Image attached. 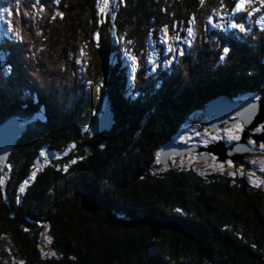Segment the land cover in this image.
<instances>
[{"label": "trees", "instance_id": "trees-1", "mask_svg": "<svg viewBox=\"0 0 264 264\" xmlns=\"http://www.w3.org/2000/svg\"><path fill=\"white\" fill-rule=\"evenodd\" d=\"M261 1L256 9L255 0H245L234 12L238 0H116L101 14L99 0H45L44 22L33 29L25 5L20 10L11 0L13 72L0 75V122L17 116L27 131L0 165V264L9 263L6 251L25 264H264V185L252 187L248 172L259 178L247 161L262 144L251 145L253 157L243 164L220 161L223 170L204 167L207 161L197 166L201 154L192 151L156 163L169 141L205 147L198 132L209 131L204 111L212 100L264 92ZM214 13L225 23L208 28ZM161 26L177 49L174 63L160 73V89L141 67L140 96L125 101L117 38L127 36L141 57L147 36ZM78 59L91 81L85 90L77 85ZM104 105L114 127L94 137L84 129ZM185 126L196 132L182 142ZM44 149L69 154L49 162ZM36 161L49 165L38 170ZM83 195L95 201L89 211ZM44 233L50 259L41 250Z\"/></svg>", "mask_w": 264, "mask_h": 264}, {"label": "water", "instance_id": "water-1", "mask_svg": "<svg viewBox=\"0 0 264 264\" xmlns=\"http://www.w3.org/2000/svg\"><path fill=\"white\" fill-rule=\"evenodd\" d=\"M221 100V98L217 99ZM219 101H213L208 104L206 109L207 116L210 117L208 126L211 132H214L218 129L219 124L224 122H229L230 116H238L236 122L241 123L243 127V132L241 134V140L239 142L233 143L230 146H226L222 142L217 144H211L207 149H200L197 147H190L188 149L184 147H177L172 145H164L159 150L160 152V165L166 164L169 157L171 156H180L181 154H186L189 151H198V152H212L214 155L218 156L219 161L224 162L230 160L233 163L243 164V160L252 155V149L247 143V138L251 137L254 143H264V127L262 128L263 133L260 135H251V131L259 125V123L264 122V98L260 101H246L240 104H233L228 98H225L223 104H218ZM260 123V124H261ZM113 126V115L105 112L102 117L96 122L92 132L100 130V133L104 130L109 132ZM24 131V126L20 127L19 122L15 118L6 120L0 126V163H3L7 158V152L10 151L11 147L14 145L17 137L22 134ZM105 144V142H104ZM223 144V145H222ZM217 150V151H216ZM6 154V155H3ZM230 153V154H229ZM210 156H199V161L208 159ZM88 196H82L81 205L86 211H89L93 208L87 207L85 205V199ZM93 198V197H92ZM94 200V199H93Z\"/></svg>", "mask_w": 264, "mask_h": 264}, {"label": "snow or ice", "instance_id": "snow-or-ice-1", "mask_svg": "<svg viewBox=\"0 0 264 264\" xmlns=\"http://www.w3.org/2000/svg\"><path fill=\"white\" fill-rule=\"evenodd\" d=\"M36 2L39 3V0H36ZM99 2L102 4V6L100 7L99 11H100L101 14H104L106 12V10L108 9V7H109V0H99ZM244 7H245V0H238V2L235 4V8L233 9V11L234 12L242 11L244 9ZM39 11L40 12H43L44 11L43 6L40 7ZM0 14L11 15V11L7 7H5L2 10H0ZM25 15L27 16V12L25 13ZM56 15H61V14L60 13H56ZM248 15L251 16L252 15V12L250 11L248 13ZM4 22L8 25V31L11 32L12 31V25H11V23L7 19H5ZM210 23H211V21H210ZM231 27L233 29H238L239 32H241V33H245V31H246V29H245V27L243 25H240V24H237V23H232L231 24ZM158 39H160V38H158ZM160 42L167 43V34H166V32H164L163 37H162V39H161ZM180 42L182 43V41H180ZM129 43H131V42L129 41ZM229 50L230 49H229L228 46H225L223 48V54H221L219 56V59H220L221 62H223L225 60L227 54L229 53ZM165 51L167 53H173V54H175L177 52V49L175 47H167L165 49ZM81 54L83 55V53H81ZM179 54L180 55H183L184 53H183V51H180ZM76 63L79 64L80 61L79 60H76ZM131 63L133 65L136 64V58L135 57H132L131 58ZM148 63L149 64H153V61L152 60H149ZM162 63H163V66L165 68H169V66H171L174 63V59H165V60H163ZM155 70H156L155 69V65H153V71H155ZM0 71H3V69H0ZM7 71H9V72L11 71V66L9 67V69ZM90 83L91 82L89 81V84ZM157 87H159V85H157ZM256 99L257 100H260L261 97L260 96H257ZM262 127H264V125H262L261 127H257L255 129V132L256 133H260ZM84 131L87 133L89 131V129L88 128H85ZM242 132H243V128L238 123H233L230 128H227L224 131L223 137L226 138V140L228 142H230V143L233 142V141H237L238 142L241 139V133ZM204 136L207 137V139L205 140V145H204L205 147L208 145V143L219 142L221 140V138H222L221 137V132L219 130H217L215 134H210L207 131V129H205ZM181 140H182V142H185V141H183V138H181ZM247 143L249 145H252L253 144V141L251 139H249L247 141ZM69 147H74V146H69ZM261 148H264V145H261ZM65 155H67V153H65ZM40 156L41 157H44L45 156V153L41 152L40 153ZM159 156H160V153H156V163L157 164L160 163ZM212 159H213V161H215V160H217V157L216 156H212ZM72 163H76V161L73 160ZM228 167L229 168L233 167V164H232L231 161L228 162ZM216 168H218L220 170H223V165L222 164H217L216 165ZM64 171H67V166H65ZM238 171L241 172V173H243V169H238ZM260 172H264V168H261L260 169ZM35 174L36 173L33 172L32 173V176H30L29 179H34ZM230 175H234V174H230ZM253 176H254V173L248 172V177H249L250 183L252 184V187L259 188L262 185H264V180H261V179H252ZM2 183H3V181L0 180V184H2ZM26 184H27V181L25 182L24 185H21L20 186V191L21 192L24 191V188H25ZM25 231H27V229H25Z\"/></svg>", "mask_w": 264, "mask_h": 264}, {"label": "rangeland", "instance_id": "rangeland-1", "mask_svg": "<svg viewBox=\"0 0 264 264\" xmlns=\"http://www.w3.org/2000/svg\"><path fill=\"white\" fill-rule=\"evenodd\" d=\"M113 2H114V0H113ZM256 2H258L257 0H256ZM25 20H26V17L24 18ZM27 21V20H26ZM28 22V21H27ZM35 21L33 22V24H32V27H33V29H36V27H35ZM89 53V52H88ZM261 123V122H260ZM259 123V127H261L262 125ZM204 124H205V122H204ZM264 125V124H263ZM114 127V125L112 126V128ZM205 128H206V126H205ZM227 128H230V127H226V126H224V127H221V128H219V130H220V132H221V140L219 141V142H222V143H224L226 146H229V144H230V142H228L227 140H226V138H224L223 137V133H224V131L227 129ZM257 128V127H256ZM255 128V129H256ZM184 131H186V132H189V133H194V132H196L193 128H191V127H189V126H185L184 127V129H183ZM208 131V130H207ZM216 131L217 130H215L214 132H211V131H208L210 134H215L216 133ZM262 131V130H261ZM104 132H107L106 130H104ZM205 132V129H203V130H201V131H199L198 132V135H202L203 133ZM254 132H255V130H254ZM261 133V132H260ZM94 134H96L95 136H97V135H102V133H94ZM180 140H181V137H178ZM187 139H189V138H187ZM249 139H251V137H248L246 140L248 141ZM202 140V142H205V138H200V141ZM241 140V139H240ZM239 140V141H240ZM190 141V140H189ZM193 140H191L190 142L192 143V144H195V143H193L192 142ZM199 141V142H200ZM238 141V142H239ZM198 142V143H199ZM233 142H237V141H233ZM218 142H215V143H208V144H217ZM232 143V142H231ZM102 145H104V143H102ZM205 145V143L203 144V145H200V146H204ZM223 145V144H222ZM253 145V144H252ZM217 151V150H216ZM264 152V148H261V147H259L258 149H257V152H254V154L256 155V156H251V157H253V158H248L247 160H248V165H250V167L251 168H253V169H256L255 171V173L257 174V177L259 178V179H261L263 176H264V172H260V169L261 168H264V153H261V152ZM195 153H198V154H201V156H206V155H208V156H210V158H208V159H204V160H202V161H200V162H198L197 163V166H202L203 164H204V162H206L205 163V165H204V167H206V166H208V168L210 169V168H213V167H216V165L218 164V163H220V161H219V158H218V156H216V155H214V153H212V152H205V153H203V152H198V151H195ZM261 153V154H260ZM64 155H54V158H57V159H59V158H62ZM212 156H216L217 157V160H215V161H213V159H212ZM226 165L228 164V163H225ZM49 164L48 163H45V164H39V166L37 167L38 168V170H42L45 166H48ZM227 168H229V167H227ZM263 179V178H262ZM84 196H88V195H84ZM83 196V197H84ZM85 199V205L87 206V207H91L92 205H93V208L95 207V205H94V200H93V198H92V196H90L89 195V197L88 198H84ZM43 247L41 248V250H42V253H43V256H44V258H53V257H55V253H54V251L49 247V245H50V243H51V241H50V239H49V237H48V235H46L45 233H44V236H43Z\"/></svg>", "mask_w": 264, "mask_h": 264}, {"label": "bare ground", "instance_id": "bare-ground-1", "mask_svg": "<svg viewBox=\"0 0 264 264\" xmlns=\"http://www.w3.org/2000/svg\"><path fill=\"white\" fill-rule=\"evenodd\" d=\"M9 50H10V48H9ZM87 54V53H86ZM125 80V79H124ZM124 89H125V86H124Z\"/></svg>", "mask_w": 264, "mask_h": 264}]
</instances>
